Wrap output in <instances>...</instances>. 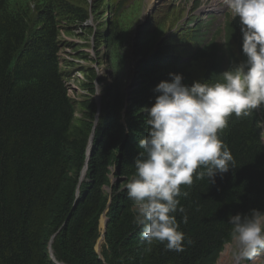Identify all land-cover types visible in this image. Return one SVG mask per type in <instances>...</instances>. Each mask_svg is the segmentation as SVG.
<instances>
[{"label":"trees","instance_id":"1","mask_svg":"<svg viewBox=\"0 0 264 264\" xmlns=\"http://www.w3.org/2000/svg\"><path fill=\"white\" fill-rule=\"evenodd\" d=\"M35 1L38 10L49 6L33 19L30 3L10 7V2L0 0V264H213L231 241L229 215L253 208L264 211V105L246 117L233 114L218 133L234 156L235 168L223 178L217 175L215 184L194 177L191 186H181L188 193L179 197L187 223L180 213L175 218L185 233L183 252L166 251L164 243L149 245L141 239L125 188L108 212L104 259L95 246L108 205L104 187L114 169L118 182H129L138 142L148 134L146 113L140 110L154 104L156 85L171 81L170 73L182 74L186 84L216 82L219 63L222 72L231 64L225 66L223 44L220 50L218 43L203 44L202 56L187 61L166 42L156 52L145 47L138 62L139 84L128 95L120 80L111 88L108 120L100 117L93 136L89 179L82 181L79 197L71 188L59 206L74 162L86 164L94 126L91 133H72L78 108L58 55L60 21L54 8L62 7L80 23L90 18V11L67 0ZM117 22L120 26L118 18ZM111 33L109 28V46L118 37ZM87 71L96 75V68ZM82 104L97 110L90 98ZM57 211L58 222L50 231ZM55 233L53 258L49 245Z\"/></svg>","mask_w":264,"mask_h":264},{"label":"clouds","instance_id":"2","mask_svg":"<svg viewBox=\"0 0 264 264\" xmlns=\"http://www.w3.org/2000/svg\"><path fill=\"white\" fill-rule=\"evenodd\" d=\"M234 19L239 16L242 52L246 60L231 63L216 82L184 83L182 74L170 73L161 81L151 107L144 106L148 134L138 142L135 172L124 186L133 201L134 224L147 244L158 241L166 251L183 252L185 233L179 230L176 213L187 214L179 197L181 186L194 177L215 184L236 161L218 135L229 118L246 117L264 105V0H217ZM100 94L101 87L96 84ZM230 249L235 264L251 260L264 250V211L229 215ZM193 241L187 239V244Z\"/></svg>","mask_w":264,"mask_h":264},{"label":"rangeland","instance_id":"3","mask_svg":"<svg viewBox=\"0 0 264 264\" xmlns=\"http://www.w3.org/2000/svg\"><path fill=\"white\" fill-rule=\"evenodd\" d=\"M73 1L87 9L89 7V10H91L90 4H93L92 8H94L95 12L97 13L95 15L94 13L92 14V18L88 23L89 26H84V37L88 38L87 45L83 47V51L86 52L85 55L88 57L86 67L82 71H77L76 74L71 76V78L68 80L72 98H74V100L77 102L78 108L76 119L72 128V133L76 135L79 134V130H84L85 132L91 133L96 120L98 109L95 111L86 109L82 104L83 100L89 98L94 100L96 107L98 104H100L101 117L107 121V111L109 109L108 105L110 96L109 93L115 82L120 80L121 86H123V93L128 95L132 88L138 85L141 81L138 72V62L140 58H142L140 55L141 52L147 50L148 48L158 50L159 46L161 45L159 41L162 32L159 31L157 34V32H155L157 29L155 25H158L156 23L157 21L164 18L165 12L157 11L159 6L166 1H169L173 4V6L179 4L180 7H185L190 15L194 0H158L152 6H149L150 0H128V2H130L133 6H136L137 9L133 12H130L133 19L126 23L127 25L122 24L120 26L117 22L116 15L114 16V11L112 10V13L110 9V0H102V8L98 7V3L101 0H96V2H93V0H84L87 2H84L83 0ZM111 5H113L112 2ZM198 5L199 8H197L194 12L204 19H207V15H211L212 12L217 13V17L213 21L210 20L211 22L208 24V36H212L216 33V37L219 39V41L224 40V38L222 39L223 33L220 31V29L225 27V21L227 18H229L228 15L225 16L226 9L221 6L217 0H198ZM166 9V7H163L164 11H166ZM236 18L237 17L234 18V21ZM189 19L190 16L188 17V20ZM195 20L196 18L193 20L191 19L190 22H193L194 24ZM108 23H110V28L112 30L111 34L115 36L118 35L114 42H112L111 46L108 44ZM163 24L166 28H170L173 23L168 20ZM144 41L150 42L149 45H144ZM240 45L242 46V44ZM145 47L147 49H145ZM63 52H65L64 55L67 56V49L63 50ZM89 66L96 67L95 76H92L88 73L87 68ZM225 66H229L227 61H225ZM220 73H222V63H219L217 74L219 75ZM88 75H91V77H88ZM86 83L94 85L87 86ZM96 84L101 87V92L98 95H95L98 91ZM92 88L94 91H92ZM100 121L101 120L99 119V122ZM84 164L85 162L83 163L79 160L74 162L73 170L70 173L68 183L64 186L62 192L59 195V206L62 205L65 195L71 188L77 190V185L79 184L82 170L85 167ZM89 169L90 163L87 170ZM88 179L89 178L86 175L84 181ZM112 179L114 180L115 178ZM112 179L110 178L108 184L104 187L105 193L107 194V203L111 201L110 207L116 203L118 196L121 195V192L126 185V183H120L117 180H114L115 189L112 192L111 199L110 190L108 187L111 186ZM58 218L59 213L57 211L56 217L54 218V221L50 227V231H53L55 228ZM230 244L231 241L223 246L219 256L216 258L213 264H235V261L232 257ZM241 264H264V250L259 251L257 255L251 260L243 261Z\"/></svg>","mask_w":264,"mask_h":264},{"label":"water","instance_id":"4","mask_svg":"<svg viewBox=\"0 0 264 264\" xmlns=\"http://www.w3.org/2000/svg\"><path fill=\"white\" fill-rule=\"evenodd\" d=\"M128 101V100H127ZM100 113H101V109H100V104H98V111H97V114H96V120H95V125H94V129L96 128L97 124H98V121H99V116H100ZM93 136H94V133H92L90 139H89V146H88V149L89 147L93 146ZM92 156V149L91 150H87V159H86V165H88V161L89 159L91 158ZM114 172H115V169L113 171V173L111 174V178H115V175H114ZM86 176V172L82 170V174H81V177H80V181H79V184H78V189H77V196L79 197V194H80V186L82 184V181L84 180V177ZM116 180V178L114 179ZM114 180L112 179V184L110 187H108V189L110 190V198L112 199V192H113V188H114ZM75 203L77 204L78 203V198L75 200ZM111 201H109L106 209L104 210V212L102 213L101 215V218H100V237L98 238L97 242H96V251L101 255V258L104 259V256L102 254V246H103V243H105L106 241V232H107V229H108V223H109V218H108V212L110 210V204ZM65 225V224H64ZM58 233V232H57ZM57 233H55L51 240H50V252H51V255L53 258H55L54 256V250H53V247H52V244L54 242V238L56 237ZM60 264H65V263H60Z\"/></svg>","mask_w":264,"mask_h":264},{"label":"bare ground","instance_id":"5","mask_svg":"<svg viewBox=\"0 0 264 264\" xmlns=\"http://www.w3.org/2000/svg\"><path fill=\"white\" fill-rule=\"evenodd\" d=\"M91 150V147H89L88 151ZM83 171H87V165L84 167Z\"/></svg>","mask_w":264,"mask_h":264}]
</instances>
